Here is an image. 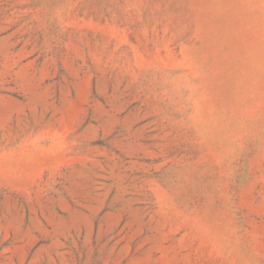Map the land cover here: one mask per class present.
Listing matches in <instances>:
<instances>
[{"label":"rangeland","instance_id":"374dc122","mask_svg":"<svg viewBox=\"0 0 264 264\" xmlns=\"http://www.w3.org/2000/svg\"><path fill=\"white\" fill-rule=\"evenodd\" d=\"M0 264H264V0H0Z\"/></svg>","mask_w":264,"mask_h":264}]
</instances>
